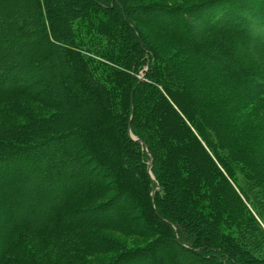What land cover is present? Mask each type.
<instances>
[{
  "label": "trees",
  "instance_id": "1",
  "mask_svg": "<svg viewBox=\"0 0 264 264\" xmlns=\"http://www.w3.org/2000/svg\"><path fill=\"white\" fill-rule=\"evenodd\" d=\"M0 264H264V0H0Z\"/></svg>",
  "mask_w": 264,
  "mask_h": 264
},
{
  "label": "water",
  "instance_id": "2",
  "mask_svg": "<svg viewBox=\"0 0 264 264\" xmlns=\"http://www.w3.org/2000/svg\"><path fill=\"white\" fill-rule=\"evenodd\" d=\"M149 168H150V164L147 166L148 171H149Z\"/></svg>",
  "mask_w": 264,
  "mask_h": 264
}]
</instances>
